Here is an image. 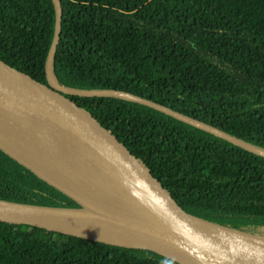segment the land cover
Wrapping results in <instances>:
<instances>
[{"label":"trees","instance_id":"trees-1","mask_svg":"<svg viewBox=\"0 0 264 264\" xmlns=\"http://www.w3.org/2000/svg\"><path fill=\"white\" fill-rule=\"evenodd\" d=\"M53 75L66 87L130 92L264 149V0H60ZM53 0H0V59L46 81ZM118 133L177 198L264 237V157L120 97L70 95ZM0 199L79 204L0 149ZM0 264H180L0 221Z\"/></svg>","mask_w":264,"mask_h":264},{"label":"water","instance_id":"water-1","mask_svg":"<svg viewBox=\"0 0 264 264\" xmlns=\"http://www.w3.org/2000/svg\"><path fill=\"white\" fill-rule=\"evenodd\" d=\"M53 3L56 19L45 64L46 81L0 59V115L17 121L24 119L32 125L53 129L64 135L113 189L115 202L113 205L103 203L85 207L51 176L23 162L0 144L1 150L79 204V207H52L0 199V221L112 245L148 249L180 264H264V237L209 220L179 200L116 131L69 96L128 99L223 138L255 155L264 157V149L130 92L60 85L53 75V60L60 39L62 9L60 0H53ZM49 65L56 83L49 78ZM109 214L118 215L124 223L141 233L140 243H116L72 229Z\"/></svg>","mask_w":264,"mask_h":264},{"label":"bare ground","instance_id":"bare-ground-1","mask_svg":"<svg viewBox=\"0 0 264 264\" xmlns=\"http://www.w3.org/2000/svg\"><path fill=\"white\" fill-rule=\"evenodd\" d=\"M48 73L51 82L56 83L50 65ZM0 144L23 162L51 176L85 207L103 203L113 205L115 202L116 194L105 179L87 162L83 153L58 131L32 125L24 119L17 121L0 115ZM72 229L126 245L140 243L142 237L116 214Z\"/></svg>","mask_w":264,"mask_h":264}]
</instances>
